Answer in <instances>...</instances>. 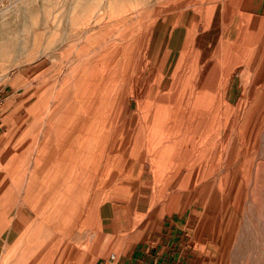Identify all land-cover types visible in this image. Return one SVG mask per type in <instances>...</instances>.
I'll return each instance as SVG.
<instances>
[{
    "label": "rangeland",
    "instance_id": "rangeland-1",
    "mask_svg": "<svg viewBox=\"0 0 264 264\" xmlns=\"http://www.w3.org/2000/svg\"><path fill=\"white\" fill-rule=\"evenodd\" d=\"M197 75L210 86L204 99L216 129L204 168L193 165L184 186L190 237L207 264H264V0H0V240L12 243L0 242V264H99L98 253L118 243L112 211L133 212L142 162L153 174L172 171L170 152L149 147L141 113L174 84L188 92ZM90 96L94 115L80 105ZM45 150L48 162H77L81 175L93 165L95 197L103 183L109 189V199L93 202V251L81 257L85 245H56L64 231L19 238L22 219L11 218L28 204L38 217ZM108 154L123 159L109 165L123 177L104 182L96 177Z\"/></svg>",
    "mask_w": 264,
    "mask_h": 264
},
{
    "label": "crops",
    "instance_id": "crops-1",
    "mask_svg": "<svg viewBox=\"0 0 264 264\" xmlns=\"http://www.w3.org/2000/svg\"><path fill=\"white\" fill-rule=\"evenodd\" d=\"M213 18L214 15L211 27L206 29L202 27L204 32L211 30ZM195 79H197L196 86H193L192 89L190 87L188 92L181 93L184 85L174 84L166 94H162L153 103L156 105L151 108L153 113L151 111L141 113L150 120L145 125L151 138L149 147L155 152L165 150L170 152L169 160L165 164H168L172 171H169L170 173L167 175L153 174L149 170L151 166L147 162H142L137 180L141 191L134 196L133 212L131 213V208L128 212L126 204L123 208L118 207L117 216L112 211L113 217L117 219L118 243L113 249L98 253L101 256L99 264L110 263L108 255L112 251H117L119 264H207V257L202 256L199 243H196L194 238L191 239L188 222L184 220L186 216L184 200L188 199V190L184 186H188L191 182L190 169L193 165L202 163L198 168H204L202 153L205 146L214 145L213 142H208V137L216 129V118L211 117L210 108L204 99L210 86L204 82L206 80L203 76L200 78L197 75ZM159 84L160 87L161 81ZM160 92H162L161 89H159L158 95H161ZM183 94H185L184 97ZM142 101L144 103L145 100L142 98ZM125 117L123 114V119ZM137 146L138 143L132 145L133 148ZM90 147L86 150V154L89 155L84 157V161L88 163L91 162ZM102 147L105 149L106 146L102 145ZM44 153L43 162L38 163L41 184L37 198L40 207L38 217L29 208V205L32 204H28L23 207L24 210L15 211L17 214L14 213L11 218L22 219V224L18 228V235L22 233L19 238L27 231L33 232L35 228L44 236L52 231H56V233L64 231L65 236L66 234L68 236L63 240L62 237H56V245L61 248L66 246L67 251L70 247L78 250L86 246L87 250L79 255L81 257L85 252L93 251L90 242L94 216L93 202L95 198L109 199V197H105L109 189L103 183L101 190L97 189L95 197L92 178L93 165H91L90 174L87 172L81 175L80 171H75L78 169L75 167L77 162L67 161L59 165L60 161L48 162L45 160L49 150H45ZM158 157L155 158L158 159ZM100 162L103 172L101 171L99 177H96L98 180L105 182L123 177L121 172L111 174L112 168L109 169L111 167L109 165H122L121 157L110 159L108 154L104 160L101 158ZM151 162L161 164L162 158L160 160L152 159ZM10 196L9 202L14 200L13 195ZM118 199L120 200V197ZM123 199L125 200V198ZM22 200L36 201L29 195L24 196ZM79 200H84L85 205L77 204ZM138 200L151 201V208L148 209L145 203H141L139 206ZM154 201L157 202L156 205L153 203ZM57 202L58 204H56ZM154 206H156V210ZM152 210H155L153 214H151ZM98 216H101V232L103 233V223L106 220L104 210L102 213L98 212ZM106 222L108 223V221ZM10 224H14V221ZM80 224L81 226L84 224V227L80 228ZM133 226L134 229L131 230ZM8 232L7 228L5 233ZM0 242L3 243L2 249L5 246H12V243L7 240H0ZM28 242L30 243V241Z\"/></svg>",
    "mask_w": 264,
    "mask_h": 264
},
{
    "label": "bare ground",
    "instance_id": "bare-ground-1",
    "mask_svg": "<svg viewBox=\"0 0 264 264\" xmlns=\"http://www.w3.org/2000/svg\"><path fill=\"white\" fill-rule=\"evenodd\" d=\"M93 90H94V87H93ZM93 90H92V91H93ZM91 93L93 94V92H91ZM89 94H90V92H89ZM91 96H92V95H91ZM91 96L89 97V99H86V98H85V100L81 101V102H80V105H83V103L86 102L87 106H90L89 109H91V112H92L91 115H94V114L96 113L95 111H96L97 109H99V108H98V107H95V105L98 106V104H97L96 102H94L92 105L90 104V103H91ZM136 96H137V94H136ZM136 99H137L136 102H138V104L140 105V104H141V103H140V99L142 100V97L137 96ZM138 100H139V101H138ZM142 102H143V101H142ZM99 106H100V105H99ZM79 108H80V106H79ZM94 110H95V111H94ZM81 111H82V108H81ZM150 111H151L152 113L154 112V111H152V109H149L147 112H150ZM82 112H83V111H82ZM147 112H146V113H147ZM81 117H82V116H81ZM79 119H80V118H79ZM85 120H86V119H85ZM150 139H151V138H149V142H150ZM148 144H149V143H148ZM76 148H77V146H76ZM57 165H58V164H57ZM2 220H3V217H1V219H0V225L3 223ZM8 223H11V220L8 221ZM6 225H7V224H6ZM6 263H7V262H6Z\"/></svg>",
    "mask_w": 264,
    "mask_h": 264
},
{
    "label": "built area",
    "instance_id": "built-area-1",
    "mask_svg": "<svg viewBox=\"0 0 264 264\" xmlns=\"http://www.w3.org/2000/svg\"><path fill=\"white\" fill-rule=\"evenodd\" d=\"M109 262H110L111 264H119V262H118V260H117V258H116L115 255H110V257H109Z\"/></svg>",
    "mask_w": 264,
    "mask_h": 264
}]
</instances>
